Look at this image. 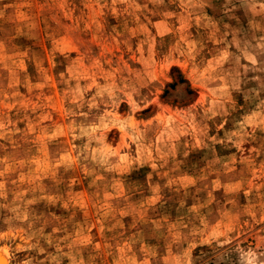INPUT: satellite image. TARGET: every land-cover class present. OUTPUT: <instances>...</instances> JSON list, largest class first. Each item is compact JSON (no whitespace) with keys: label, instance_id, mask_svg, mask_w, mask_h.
<instances>
[{"label":"rangeland","instance_id":"1","mask_svg":"<svg viewBox=\"0 0 264 264\" xmlns=\"http://www.w3.org/2000/svg\"><path fill=\"white\" fill-rule=\"evenodd\" d=\"M0 264H264V0H0Z\"/></svg>","mask_w":264,"mask_h":264}]
</instances>
